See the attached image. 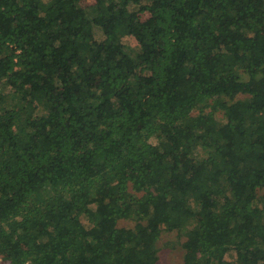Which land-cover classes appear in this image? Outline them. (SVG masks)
Here are the masks:
<instances>
[{"label": "trees", "instance_id": "trees-1", "mask_svg": "<svg viewBox=\"0 0 264 264\" xmlns=\"http://www.w3.org/2000/svg\"><path fill=\"white\" fill-rule=\"evenodd\" d=\"M174 231L264 264V0H0V264H158Z\"/></svg>", "mask_w": 264, "mask_h": 264}, {"label": "rangeland", "instance_id": "rangeland-1", "mask_svg": "<svg viewBox=\"0 0 264 264\" xmlns=\"http://www.w3.org/2000/svg\"><path fill=\"white\" fill-rule=\"evenodd\" d=\"M95 2V0H82V4L84 6H90ZM141 19L144 21L150 20V14L147 12H143L141 15ZM95 39L101 40L103 39V33L102 31L96 27L95 28ZM132 45L137 49L139 48V45L137 41L132 38ZM246 95L240 94L237 98V107L242 108L243 101L245 99ZM194 114L198 113V109L194 110ZM156 140H153L155 142ZM104 204V201L102 202ZM83 221L87 223L86 218L83 217ZM122 225H127V226H132L134 223L130 221H121ZM186 238L185 237H179L178 232H164L162 234L161 239L159 240V247H160V260L158 264H184V259L186 252L182 248V245L180 242L184 241ZM180 241V242H179ZM5 259V258H4ZM0 260L2 262L8 263V260H3V256L0 254Z\"/></svg>", "mask_w": 264, "mask_h": 264}]
</instances>
